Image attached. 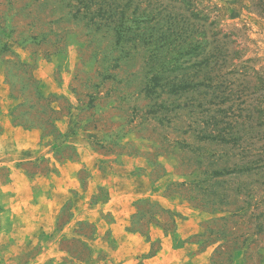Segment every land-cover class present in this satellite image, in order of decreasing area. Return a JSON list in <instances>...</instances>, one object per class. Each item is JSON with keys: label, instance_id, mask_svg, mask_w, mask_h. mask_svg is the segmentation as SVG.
Segmentation results:
<instances>
[{"label": "rangeland", "instance_id": "374dc122", "mask_svg": "<svg viewBox=\"0 0 264 264\" xmlns=\"http://www.w3.org/2000/svg\"><path fill=\"white\" fill-rule=\"evenodd\" d=\"M189 1L247 73L264 74V0ZM135 2L0 0V264H102L120 190L147 194L124 211L145 241L151 223L168 233L187 213L210 264H264V156L249 161V112L235 124L187 88L193 71L160 50L162 23L151 30ZM68 158L82 160L69 190H43Z\"/></svg>", "mask_w": 264, "mask_h": 264}, {"label": "trees", "instance_id": "16d2710c", "mask_svg": "<svg viewBox=\"0 0 264 264\" xmlns=\"http://www.w3.org/2000/svg\"><path fill=\"white\" fill-rule=\"evenodd\" d=\"M123 1L124 7L131 6L133 2ZM140 3V0H136V10L142 9ZM194 10L189 0L149 1L147 7L142 9L145 14L141 19L145 24L152 25L151 30L162 23L157 36L161 41L160 50L166 49L171 61L175 64L181 62L185 70L193 71L192 76L196 81H188L190 85L187 88L192 91H196L194 88L201 89L205 99L212 97L217 101L213 104L219 107L226 105V117L235 124L242 117L241 110L249 112L248 155L251 153L254 159L249 158V161L257 164L264 156V144L256 146L261 140L264 143V122L260 120L264 105V74L257 70L247 73L248 67L236 60L239 50L230 44V36L214 30V23L207 16L200 17ZM243 104L245 106L241 108ZM218 111L223 112L222 109ZM225 123L231 126V123ZM240 130H235L230 136L241 140ZM252 146L254 152H251Z\"/></svg>", "mask_w": 264, "mask_h": 264}, {"label": "crops", "instance_id": "0c3cea01", "mask_svg": "<svg viewBox=\"0 0 264 264\" xmlns=\"http://www.w3.org/2000/svg\"><path fill=\"white\" fill-rule=\"evenodd\" d=\"M30 133L37 132L27 130L25 137L28 138ZM81 161L69 158L56 161L59 172L54 173V177L57 182H54L52 186L48 184L42 189L69 190L72 186V173L76 167L80 166ZM134 195L135 197L147 196L145 190H120L112 196L109 205L120 204L123 207L121 215L126 217L124 211L130 209ZM165 201L160 200V203L167 207ZM124 217L119 216L115 221L106 224L100 235L102 248L110 253L105 260L101 261L102 264H137L139 262L141 264H210V250L201 249L196 242L189 240L190 236L197 231V222L187 213L185 217L176 221L174 230L168 233L162 226L151 223L148 241H145L143 235L133 229L130 221H126ZM108 231L110 240L105 235ZM111 238L114 239V245ZM155 240L159 241L160 247L154 253H150L151 242Z\"/></svg>", "mask_w": 264, "mask_h": 264}]
</instances>
